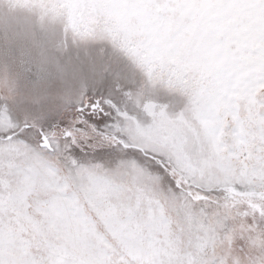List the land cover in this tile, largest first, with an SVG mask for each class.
Segmentation results:
<instances>
[{
    "label": "clouds",
    "instance_id": "obj_1",
    "mask_svg": "<svg viewBox=\"0 0 264 264\" xmlns=\"http://www.w3.org/2000/svg\"><path fill=\"white\" fill-rule=\"evenodd\" d=\"M92 254L264 264V0H0V264Z\"/></svg>",
    "mask_w": 264,
    "mask_h": 264
},
{
    "label": "snow or ice",
    "instance_id": "obj_2",
    "mask_svg": "<svg viewBox=\"0 0 264 264\" xmlns=\"http://www.w3.org/2000/svg\"><path fill=\"white\" fill-rule=\"evenodd\" d=\"M95 101H92V103H94ZM248 103L249 105H256L257 101L254 98H249L248 99ZM89 120H92V117H88ZM102 122V121H100ZM77 127H84V125L82 124H78ZM37 136H39V133L36 134ZM60 192L62 193H66L67 189L66 188H60L59 189ZM71 199L74 200L76 197V193L72 192L69 194ZM79 264H106L103 256L101 254H92L88 257V259L86 260H81L79 262Z\"/></svg>",
    "mask_w": 264,
    "mask_h": 264
}]
</instances>
